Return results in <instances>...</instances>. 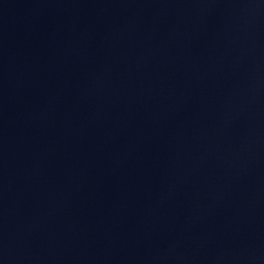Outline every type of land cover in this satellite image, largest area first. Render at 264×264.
<instances>
[{
  "label": "water",
  "instance_id": "water-1",
  "mask_svg": "<svg viewBox=\"0 0 264 264\" xmlns=\"http://www.w3.org/2000/svg\"><path fill=\"white\" fill-rule=\"evenodd\" d=\"M0 264H264V0H0Z\"/></svg>",
  "mask_w": 264,
  "mask_h": 264
}]
</instances>
